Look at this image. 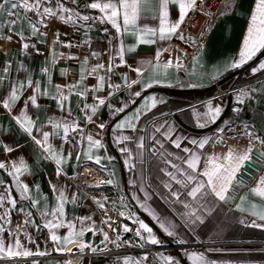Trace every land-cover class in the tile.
<instances>
[{
	"label": "crops",
	"instance_id": "0c3cea01",
	"mask_svg": "<svg viewBox=\"0 0 264 264\" xmlns=\"http://www.w3.org/2000/svg\"><path fill=\"white\" fill-rule=\"evenodd\" d=\"M84 2L85 0H81V4ZM253 6L254 0H228L222 17L210 30L204 47L195 56L197 57L195 63L193 57L187 58L178 50L162 51L159 61H157V51L158 49H167L168 39L161 41L157 35L155 43L138 44L137 38L131 34V30L125 34L123 36L125 48L133 47L135 49L132 52L125 51L126 63L115 67L109 74H106L104 70L100 71L99 74L105 75L106 80L104 88L98 92L92 91L93 86L98 83L96 75H87L86 73L87 78L82 87H87L88 92L84 97L73 94L69 101L73 110L72 115L76 118L79 127L84 130L85 134H91L94 139H99L103 145L99 149H92L94 157H101L100 164L95 163L94 159L87 160L83 155L88 148L87 140L74 147L71 142L66 143L59 137H50L54 147L57 150L62 149V155L65 157L60 176L56 175L54 161L45 159L40 147L12 119V116L19 114L24 100L32 94V89L26 88L11 113L3 108L2 101L9 94L10 84H18L20 81L26 84V77L29 73L34 81H40L42 89L48 87L47 76L41 71L44 67H48L50 70L52 86L70 85L78 81L81 70L80 61L85 56L89 58V69L97 63H103L107 67L111 56L115 54L113 45L118 43L113 41L112 44H109L115 30L108 24L97 23L85 35V28H75L70 24L53 19L47 28L41 26V31L46 32V36L41 37L38 34L33 37L27 21H23L16 25V31L23 29L24 35L29 37L23 42L35 45V48L30 47L23 50L19 37L13 36L12 42L7 40V36L12 33L5 28L0 33V36L3 37L0 38V75H3V68L6 65L9 66V74L3 85L0 86V162H4L6 168L0 169V180L11 184L12 177L7 173L11 170L12 162L22 157L30 166L31 174H25L21 179L29 185L30 194L33 197L37 195L36 185H39L41 203H43V197H47L49 207L55 204V195L49 182L64 188L65 194L69 198L75 194L77 202L65 206L66 219L91 216L95 235L93 232H87L82 238H77L76 243L69 245L88 243L103 248L105 247L104 244H101L103 232H108L110 239H114L119 232L122 239L136 243L138 238L135 236V230L138 224L134 221L139 219L152 227L154 235L161 241L156 245L147 243L143 246L156 247L153 255L157 259L158 254H163L172 256L181 264H185L184 262L191 264L184 253L197 251L204 252L210 264L213 262L214 264H264V227L252 226V221L256 218L248 212L239 211L236 207L237 204H241V197L245 198L241 207L249 209V211L252 204L259 206L264 203V198L250 191L256 185L259 177L264 175V168L252 187H244L235 178L234 188L231 191L232 198L220 201L214 196H209L206 200L197 202L185 195L188 189L182 188L170 180L166 171L174 173L175 169L165 162V160H171L172 163L186 167L182 163L183 158L189 155L182 150L185 147L200 156L198 165L200 171L204 169L208 157L215 156L218 158V162H224V157L230 149L242 153L251 147L264 153V144L260 142L264 140V70L255 73L252 71L261 60H264V55L240 68L230 67L233 58L238 55L240 50ZM79 11L82 14L99 15L98 10L81 7ZM169 11L170 20H176L178 5H170ZM29 15L32 14L29 13ZM153 15H158L154 9L149 8L142 11L141 16L146 18L140 19L139 25L147 24L150 27H158V19H152ZM3 19L6 20L8 17L5 15ZM82 23L87 26L91 22ZM104 28H108L109 32L104 33ZM57 33H59L62 43L54 45L53 41ZM86 40L89 43L86 44ZM68 42L76 46L70 48L63 46ZM53 48L57 53H63L65 57L75 56L79 59L60 58L53 65L50 57ZM93 51L100 53L98 59L91 56ZM177 58L182 64L179 71L174 66L168 69L166 75L162 67L154 70V65L159 63L162 66L168 60H172L175 65ZM149 61L152 62L151 65L148 64ZM116 63H120L118 59ZM21 65L28 71L21 69ZM137 67L143 68L140 76L132 71ZM226 68L227 70H225ZM61 69H67V74L62 76ZM239 70L242 72L238 73ZM125 74L128 77V82L138 80V83L127 88L122 79ZM217 76L218 78H216ZM157 79L160 80L159 83L155 82ZM109 83L120 84L121 89H109ZM148 83H151L152 87H146ZM189 85L197 86L190 87ZM240 89H257V91L252 92L250 98H246L243 104H238L236 96ZM49 91L54 92V87L49 88ZM109 92L112 94L109 95ZM136 92L140 93L139 97L134 95ZM97 97L105 98V104L99 106L93 116V122H86L85 114L77 108V101L79 100L80 107H83L85 103H98ZM150 97H155L157 103L149 110L145 106V102L148 101L150 104ZM229 99V107L223 119L214 129L206 130L214 123L204 128L198 126L194 108L203 112L205 111L204 105L211 100L213 106L221 108L222 116L228 106ZM69 102H66V106ZM38 103L41 105L40 108L29 106L28 115L35 122L33 135L41 138V133L36 129L42 128L44 131L52 132L53 130L48 124L49 118L67 117V112L61 111L56 101L50 97L40 96ZM125 105L124 112L119 113L116 119H112V110ZM236 108H239L240 111H235ZM138 109L140 110L139 119L132 121L134 128L115 129L117 122L126 117H132ZM88 111L90 114V110ZM101 123L105 125L103 129L98 127ZM161 125L163 127L160 132H157L156 128ZM169 126L173 129L170 133L171 140L165 139L163 136ZM219 129H223V132H220ZM248 132L253 135L249 137ZM60 134L62 135V130ZM121 136H127L129 139L121 140L119 139ZM76 138L79 139V136ZM177 139L180 140V148H176L172 143V140ZM193 139L198 141L207 139L208 143L200 148L189 143ZM157 141L163 143L162 150L156 143ZM255 141H258L257 147ZM141 143L143 144L142 148L138 147ZM5 145L14 150L6 152ZM123 148H127L128 152H122ZM154 150L156 154H153ZM161 151L164 153L163 158L160 155ZM69 152L72 154L70 158L68 157ZM77 152L81 155L79 161L76 159ZM169 153L171 155H168ZM177 157L181 159H177ZM83 164H92L103 172L104 183L101 190L106 197L103 209L97 203L99 200L96 197L79 191L70 182L69 176L77 173ZM130 164L133 166L130 167ZM108 180H112L113 183L108 184ZM166 184L170 185L173 191L181 193L180 201H176L170 195L169 189L165 187ZM0 189L3 190L2 186ZM12 195L18 199V193L14 187ZM99 202L101 203V201ZM185 203L189 207H185ZM21 204L26 210L33 211V219L36 224H43L40 215L31 209L30 201L18 203L17 208ZM141 205L150 208L162 221L171 225V230L175 235L168 236L164 233L159 224ZM193 212L201 218L195 223H192L195 216L189 215ZM121 213L124 215L121 216ZM130 213L134 214L132 219L128 218ZM109 218L112 228L117 229V232L112 231L107 224L102 222ZM11 219L10 227H14L17 223H23L24 216L22 213L13 212ZM257 223L264 224V221L257 220ZM124 225L130 227L132 231L124 233L122 231ZM25 227L36 241L35 244H30L21 236L26 247L34 252L39 249L46 254L26 258L0 259V264H33V262L35 264H123V258L126 256L133 257L135 260L140 259L138 255L129 253L83 256L79 261H76L75 258L72 262L63 263L61 258L57 257L61 252L55 251V244L50 240L47 229L41 227L40 230H37L31 225ZM67 232L66 227L60 228L57 230V235L63 237ZM3 235L7 242L9 240L8 233L5 232ZM144 235L147 234L144 233ZM179 241H183V243ZM113 247H115L113 244H107V248ZM74 252H80L79 246L74 248ZM159 261L163 264L161 260Z\"/></svg>",
	"mask_w": 264,
	"mask_h": 264
},
{
	"label": "snow or ice",
	"instance_id": "6c2138e0",
	"mask_svg": "<svg viewBox=\"0 0 264 264\" xmlns=\"http://www.w3.org/2000/svg\"><path fill=\"white\" fill-rule=\"evenodd\" d=\"M178 5V18L176 20H170V5ZM197 4V0H85L81 4V0H0V33L7 28L12 34L7 36V40L12 42L13 36L19 37L22 41L21 47L23 50H27L30 47L35 48V45H30L27 42H23L29 39V37L24 35L23 29L16 31V25L27 21L28 27L31 32V36L44 37L47 35L46 32L41 31V26L47 28L49 22L53 19L59 20L64 24H70L75 28H85V35L91 28L99 23L101 25L108 24L112 29L115 30V34L112 35L109 40V44H112L113 41H117L116 45H113L115 54L111 56L110 62L105 67L103 63H97L88 68L89 58L84 57L81 64V70L79 75V80L75 81L70 85H55L52 86V76L48 67H44L41 71L47 76L48 87L42 89L40 81H34L29 73L26 77V84L23 81L10 84V91L6 98L3 99L2 104L3 108L7 109L11 113L13 107L18 101H20L23 92L26 88L32 89V94L29 95L23 102V107L20 110L18 115L12 116V119L20 126V128L26 132L34 141V143L40 147L41 153L45 159H51L56 165V175L60 176L62 174V164L65 162V157L62 155V149L57 150L51 142L50 137H59L64 142L73 143V146L81 144L84 140L88 142L87 151H84L83 155L87 160H95V163L100 164L101 157L93 156L92 149H99L103 145L99 139H94L93 135L85 134L84 130L79 127L77 120L73 117V110L70 104V97L75 94L78 97H84L88 92L87 87H82L83 82L87 78V75L95 74L98 80L97 85L93 86L92 91L98 92L102 90L105 86V75H100V71L104 70L106 74L112 73L115 67H119L126 63L125 61V51L132 52L135 49L133 47L125 48L123 42V36L128 34L131 30V34L136 36L138 44H151L156 42L158 39L170 40L174 35H177L178 30L181 28V25L185 22V18L188 15L189 10H193ZM71 5V6H69ZM83 7L84 9L98 10L99 15H88L82 14L79 9ZM154 9L158 12V15H153L152 19H158V27H150L147 24L139 25L138 21L142 18L141 13L146 9ZM29 13L32 15L30 16ZM7 16L8 19H3L4 16ZM82 22H91L85 26ZM104 33H108L109 29L104 28ZM66 35V33H65ZM0 38H3L0 36ZM179 39L184 40L185 36L182 32L179 33ZM189 42L193 45L197 44L195 39L189 38ZM62 43L60 41L59 33L56 34L53 44ZM89 43V41H85ZM65 47H74L71 42L64 44ZM162 51H167V49H158L156 60L159 61V56ZM39 52V50H37ZM264 53V0H254L253 10L249 17L248 26L246 28L245 36L242 40L240 50L238 55L233 58L230 67L231 68H240L248 62L254 60L259 54ZM92 57L99 58L100 53L93 51L91 53ZM51 64H55L56 61L60 58L66 59H79L75 56L65 57L63 53H57L53 48L50 52ZM117 59L119 64L116 63ZM193 62L197 61V57H193ZM151 61L148 62L151 65ZM175 67L177 71L182 68L180 59L177 58L175 65L172 60H168L162 66L157 63L154 65V70L162 67L164 74H167L168 69ZM129 67H131L129 65ZM21 69L28 71L23 68ZM227 70V68L225 69ZM264 70V60H261L256 68H253V73ZM132 71L137 73V76H140L143 72V68L137 67L133 68ZM9 66L3 68V75H0V86L3 85L4 81L8 78ZM62 76L67 74V69H61ZM218 78V76L216 77ZM122 79L125 82L127 88H131L132 85L138 83V80H131L128 82L127 75H123ZM159 83L160 80L155 81ZM179 83V81H177ZM172 86V85H168ZM190 87H195L197 85H189ZM54 87V92H50L49 88ZM109 89L115 88L116 90L121 89L120 84H108ZM146 87H152L151 83H148ZM257 91V89H240L236 96L238 104H243L246 98H250L252 92ZM112 93L109 92V95ZM135 96L139 97L140 93L136 92ZM40 96L50 97L54 99L57 103L58 108L61 111L67 112V117H50L48 124L53 130L52 132L44 131L42 128L36 129V131L41 133V138H37L33 135L34 129V120L28 115V109L31 105L35 108H40L41 105L38 103V98ZM98 103L87 104L85 103L83 107H80L79 100L77 101V108L80 112L85 114L86 122H93V116L98 111L100 105L105 104V98H96ZM148 101L145 102V106L150 110V108L155 107L157 100L155 97H150ZM66 102H69L66 106ZM111 108V105H109ZM125 107H120L115 111L117 113H122L125 110ZM205 111L201 112L193 109L194 115L198 121V126L204 128L209 124L215 123L221 116V108L219 106H213L211 100H209L204 105ZM90 110V114L89 111ZM235 111L239 112L240 109L236 108ZM140 110L132 117H126L121 119L115 124V129H123L125 127L134 128L132 121L134 119H139ZM203 121L202 123L200 121ZM98 127L103 129L105 125L103 123L99 124ZM156 128L157 132H160L161 128ZM62 130V135L60 134ZM173 129L171 126L163 133L165 139L171 140V135ZM220 132H223V129H219ZM75 133L76 135H71ZM247 135L251 137L253 133L248 132ZM79 136V139L76 138ZM71 137V138H70ZM121 140H128L129 137L121 136ZM259 139V138H257ZM264 144V140L260 141ZM159 148L162 150L164 145L162 142L157 141ZM173 145L176 148L181 147L180 140H172ZM189 143L197 145L200 148H203L205 144L208 143L207 139L203 140H190ZM138 147H143L141 143ZM6 152H12L14 149L4 146ZM185 153L189 155L183 158L182 163L186 167H181L175 163H172L171 160H165L166 163L170 164L175 172L166 171V175L170 177L171 181H174L176 184L180 185L182 188L188 189L185 193L186 196L191 197L194 201H204L209 196H214L220 201H226L227 199L232 198L231 191L234 188V182L237 174L239 173L242 166L245 162L251 161V152L252 148L248 147L242 153H238L233 149H230L226 156L224 157V162H218V158L215 156L208 157L205 161V166L202 171L198 170V165L200 163V156L192 152L189 148L185 147L182 149ZM122 152H128L127 148L121 149ZM153 154H156L155 150ZM71 152L68 153V157H71ZM160 155L164 157V153L161 151ZM168 155H171L170 153ZM264 155V153H261ZM77 161L81 159V155L77 152L76 155ZM177 159H181L177 157ZM128 163V161H126ZM132 167L133 165H129ZM6 165L4 162H0V169H5ZM12 177L11 184H6L0 180V186L3 190L0 191V259H9L15 257H30L34 255H45L43 251L37 249L35 252L27 248L25 243L21 240V236L27 241V243L35 244L36 241L33 239L32 235L27 231L26 225H31L32 227L40 230L41 227L45 228L49 232L50 240L55 244V251L57 252H66L68 251L67 246L72 243L77 242V238H82L85 233L93 232L94 222H92L91 216L83 217H74L71 219H66L65 206L69 203L75 204L77 202V196L74 194L71 198L66 196L65 189L58 187L55 184L50 183V187L55 195V204L49 207L47 197H43V203H41V195L39 193V185H36L37 195L33 197L30 194V187L25 183L21 177L25 174H31L30 166L24 158H19L17 161L12 162L11 170L7 173ZM108 184L113 183L112 180L107 181ZM13 187L18 193V199L12 195ZM166 188L169 189L170 195L176 200L180 201L181 193L179 191H173L170 185L166 184ZM252 193H255L261 198H264V175L259 177L256 185L250 189ZM135 198V197H134ZM147 198V194H146ZM245 198L241 197V204L244 203ZM23 201H30L31 209L35 210L43 220V224H36L33 219V211L26 210L23 204L17 208V204ZM123 202V198H122ZM100 208H104V204L97 201ZM241 204H237L236 207L241 212H248L251 216L256 219L252 221V226L254 227H264V224H258L257 220L264 221V203L261 205L252 204L250 206L251 210L241 207ZM189 207L187 203L184 205ZM153 220H155L159 227L166 233L168 236H174L175 233L171 230V225L166 224L160 219L150 208L145 205H141ZM203 207V205H201ZM13 212L22 213L24 216L23 223H17L14 227L12 225L11 215ZM121 216L124 213L120 214ZM189 215L195 216V220H192V223H195L197 220H200V216L195 215V212L190 213ZM134 214H129L128 218L132 219ZM108 220L102 221L107 224L108 227L117 232V229L112 228L111 223ZM91 222V223H89ZM138 224V227L135 230V236L138 238L136 243L133 241L122 239L119 232L114 239H110L108 232H103V240L101 244H104L105 247L98 248L88 243H80L79 251L83 253L85 248H90L93 253H96L98 250L104 252L107 249V244L111 243L115 247L119 248L121 246L127 245L132 247H143L145 244L150 243L153 245L161 243L159 239L154 235L153 228L150 227L143 220L136 219L134 221ZM243 222V221H242ZM66 227L68 232L63 237L57 235V230L60 228ZM122 231L124 233L132 231L127 225L122 226ZM8 233L9 240L6 242L4 239V233ZM144 233L147 235L145 236ZM183 243V241H179ZM184 255L191 262V264H210L207 260L204 252L197 251H186ZM147 255L141 257L139 260H135L133 257L126 256L123 258V264H143V261L146 260ZM158 259L163 262V264H178L172 256H165L163 254H158ZM35 264V262H33ZM214 264V262H213Z\"/></svg>",
	"mask_w": 264,
	"mask_h": 264
},
{
	"label": "built area",
	"instance_id": "2783aa9c",
	"mask_svg": "<svg viewBox=\"0 0 264 264\" xmlns=\"http://www.w3.org/2000/svg\"><path fill=\"white\" fill-rule=\"evenodd\" d=\"M228 0H197V4L193 10H189L185 22L181 25L177 35H174L168 43L167 50H178L182 52L187 58L196 56L204 47L205 39L218 23L222 17ZM182 32L185 36L184 40L179 39V33ZM189 38L197 41L196 45L189 42ZM116 110V109H115ZM115 110L111 112V118L116 119L119 113ZM256 147L258 141L254 142ZM10 167L9 164H7ZM264 168V155H261L256 148L252 149L251 161L245 162L236 176V180L239 181L244 187H252L257 180L259 174ZM70 182L82 192L93 195L101 203L105 201V195L101 190V186L104 183L103 172L100 168L92 164H83L80 166L77 173L69 176ZM2 191V189H0ZM80 246V243L75 245H69L68 251L60 253L57 257L61 258L63 263L72 262L75 258L79 261L83 256H107L115 254H134L140 258L147 255V259L143 261V264H162L154 255L156 247H143V248H131L127 245L119 248H107L104 252L99 250L93 253L90 248H85L83 253L74 252V248ZM178 264H181L179 260H175Z\"/></svg>",
	"mask_w": 264,
	"mask_h": 264
},
{
	"label": "water",
	"instance_id": "95a60500",
	"mask_svg": "<svg viewBox=\"0 0 264 264\" xmlns=\"http://www.w3.org/2000/svg\"><path fill=\"white\" fill-rule=\"evenodd\" d=\"M263 55H264V53L259 54V55L255 58L254 61L258 60V59L261 58ZM240 72H242V70H239V71H238V73H240ZM229 104H230V99H229L228 106H227L225 112H224V113L222 114V116L220 117V119H219L217 122H215L213 125H211L210 127H208L206 130H212V129H214V128L216 127V125H217V124L223 119V117H224V115H225V113H226V111H227V109H228V107H229ZM184 263L186 264V262H184Z\"/></svg>",
	"mask_w": 264,
	"mask_h": 264
}]
</instances>
